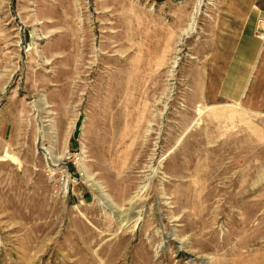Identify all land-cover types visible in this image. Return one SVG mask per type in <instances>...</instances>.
<instances>
[{
  "label": "rangeland",
  "instance_id": "1",
  "mask_svg": "<svg viewBox=\"0 0 264 264\" xmlns=\"http://www.w3.org/2000/svg\"><path fill=\"white\" fill-rule=\"evenodd\" d=\"M249 9L0 0V264H264V108L215 92Z\"/></svg>",
  "mask_w": 264,
  "mask_h": 264
},
{
  "label": "crops",
  "instance_id": "2",
  "mask_svg": "<svg viewBox=\"0 0 264 264\" xmlns=\"http://www.w3.org/2000/svg\"><path fill=\"white\" fill-rule=\"evenodd\" d=\"M249 9L229 50L222 74L215 82L219 98L244 101L264 108V38L255 33L262 13Z\"/></svg>",
  "mask_w": 264,
  "mask_h": 264
},
{
  "label": "bare ground",
  "instance_id": "3",
  "mask_svg": "<svg viewBox=\"0 0 264 264\" xmlns=\"http://www.w3.org/2000/svg\"><path fill=\"white\" fill-rule=\"evenodd\" d=\"M83 174V173H82Z\"/></svg>",
  "mask_w": 264,
  "mask_h": 264
}]
</instances>
